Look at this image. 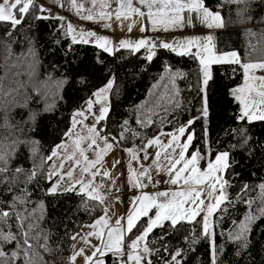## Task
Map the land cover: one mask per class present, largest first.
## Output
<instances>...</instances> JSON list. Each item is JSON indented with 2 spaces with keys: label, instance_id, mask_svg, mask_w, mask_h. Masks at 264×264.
<instances>
[{
  "label": "trees",
  "instance_id": "trees-1",
  "mask_svg": "<svg viewBox=\"0 0 264 264\" xmlns=\"http://www.w3.org/2000/svg\"><path fill=\"white\" fill-rule=\"evenodd\" d=\"M205 6L223 18L225 29L213 35L218 53L235 50L241 62L260 54L264 40V0H205ZM38 7L34 1L29 13L21 17L20 25L0 22V130L5 131L0 134V151L8 155L6 165L0 162V168H7L6 175L0 177L3 181L0 213L7 214L0 215V233L15 237L0 239V250L4 253L0 264H25L22 251L25 238L21 233L27 235V244L32 249L27 254L35 253L36 264H71L74 234L100 217L102 204L87 199L75 189L50 193L53 180L48 179V167L52 159H47L66 139L72 114L82 110L97 90L110 80L114 82L110 114L101 127L110 139L126 132V138L118 143L123 148L138 145L123 126L124 121L140 134L138 139L145 138L141 139L144 142L158 132L186 125L201 115L204 106L197 60L163 48L156 50L151 61L146 60L148 53L144 49L106 54L94 46L71 41L62 27L64 22L51 12L45 15L50 18L38 19ZM169 67L184 74L176 86L193 92L182 95L180 90V100H187V105L165 116L164 108L171 105L161 101L160 107H156L155 102L164 93L163 85L168 83L169 75L165 69ZM211 68L212 79L206 90L208 115L195 119L189 128L195 136L187 154L199 150L212 159L218 152L230 154V167L223 176L228 181L225 185L228 199L210 220L216 233V264H264V214H261L264 192L260 187L264 185V120L249 122L238 118L241 107L231 90L243 82L239 65L217 64ZM157 84L161 87L154 88ZM28 85L40 87L37 92L42 101L33 102L39 98L33 92L30 102L25 101L22 91ZM41 88L45 93L42 94ZM142 103H145L143 107ZM31 106L37 109L33 121L28 122L26 110ZM149 116L154 120L152 125L137 124L138 119L146 120ZM13 122L18 128L16 133L7 130ZM207 159L200 161V168L206 167ZM16 169L21 172L17 174ZM33 170L35 175L30 179ZM248 216L255 219L251 222L247 247H243L241 241L229 239L228 234L238 232ZM146 220L143 218L139 223ZM136 234L133 229L128 240ZM193 234L197 237L194 243L190 239ZM147 241L150 248L158 250L151 256L152 264H164L170 259L163 251L165 246L169 253L183 250L182 264H211L209 241L201 236L199 220L191 224L181 222L175 228L165 223L163 229H154ZM13 253H19L18 257L14 258ZM117 260L116 255L105 256L106 264H120Z\"/></svg>",
  "mask_w": 264,
  "mask_h": 264
},
{
  "label": "snow or ice",
  "instance_id": "snow-or-ice-1",
  "mask_svg": "<svg viewBox=\"0 0 264 264\" xmlns=\"http://www.w3.org/2000/svg\"><path fill=\"white\" fill-rule=\"evenodd\" d=\"M60 7H64L63 0H56ZM85 0H67V6L71 11H74L78 19H83L93 22H104L103 26L108 28L111 24L108 22L115 15L116 19H128L129 14L139 15L141 17H147L150 21L151 31H172L180 30L185 27V24H193V14L199 22L207 29L222 28L223 18L219 12H213L209 7L205 6V0H116L117 7L111 11H105V7H109L108 0H101L102 9L99 12H94L88 9L85 13L84 9ZM88 3L95 4L97 0H87ZM229 2H240V0H229ZM34 6V0H4L3 4H0V22H9L13 26L20 25L21 19L16 18V11L21 16H25L29 13L30 8ZM146 8L147 11L141 9ZM40 12H45L47 9L42 6L39 7ZM188 14L187 16L185 14ZM38 19H48L49 16L40 15ZM57 19L64 21L62 27L66 28V34H71L73 42L89 43L92 38H95V44L106 53L114 54L116 50L128 49L132 52H139L144 49L148 54L145 57L146 60L151 61L157 54V42L151 38H140L137 41H131L128 39L121 40L118 46H113L112 41L107 37L97 35L94 30L78 31L77 28L69 21H66L64 17H56ZM133 25L129 26L131 31ZM142 32L146 31L145 27H142ZM160 47L176 54L180 57H191L198 61L199 74L198 78L201 79L202 99L204 106L201 109V115L195 119L206 118L208 115L207 111V99L206 90L209 81L212 79L211 67L212 65L234 63L239 65L243 69L244 85L243 87H237L231 90V95L239 103L243 105L240 111L239 119H247L249 122L253 118L264 120V75L257 76V71H264V62L260 63H242L238 57L236 51L217 54L215 45L213 43V36L207 35L205 37L195 36L182 40H174L172 42H160ZM195 49V51H193ZM165 71L169 73L167 80L168 83L163 85L164 93L155 102L156 107H160L161 101H167L171 107H165L164 113L167 116L170 111L180 106V89L176 86V81L183 77V73L180 71L173 72L170 67L166 68ZM164 79L163 77L161 78ZM113 84L110 80L107 85L99 89L94 95L96 100H89L87 102V109L89 115L92 113L94 103H99V115L94 116L96 125H99L101 121L106 120V114L110 111L109 107L106 106L107 99L104 96L111 88ZM159 88L161 85L157 84L153 86ZM143 107V106H142ZM151 111V110H150ZM83 123L87 116L84 111L76 112L71 120L73 130L74 126L78 123ZM195 119H190L187 122V126L181 125L174 132L168 133L170 139L167 144H164L161 140L160 133L153 138L146 139L143 147L139 149L128 148L125 151L129 154V160L137 159V152H143L144 158L147 159L146 148L149 146H156L164 151V157L168 161V170L166 174V183L169 185L177 186L175 191H158L155 194H148L142 192L140 195L134 196L131 199V210L126 214V224H122L121 220H117L115 226H110L106 216L97 218L91 225L90 228L94 229L88 233L89 236H96L101 240L99 247L94 246L93 257H89L88 260L91 264H105L101 257L111 252L113 255L120 257L121 264H152L151 256L154 252L158 251L149 247L147 238L154 231V229L165 227V223L168 222L170 228H175L181 221L187 223H193L194 218L204 213L201 221V236L209 241L210 250V261L211 264H216L217 252L215 246V231L214 226H210V217L213 216L215 210L220 208L222 202L228 199L225 194V185L228 181L223 179L222 173H226L229 164V152L223 151L218 152L214 159L210 158L208 153L202 155L199 150H195L190 157L187 156V151L192 145L195 133L190 132L189 128L195 123ZM164 122V118H161V123ZM154 123V120L149 116L148 119H138L137 124L142 127L150 126ZM96 125L89 128L91 136L90 147L97 144V139H101L105 142L106 147L104 151L112 149L114 144L109 143V135H101L97 132ZM123 126L127 128L128 132L131 133L133 138L140 136L139 133L132 130L129 126L128 121L123 122ZM103 131V129L101 130ZM187 133L186 140L181 143V138ZM69 136L72 135L70 131ZM127 133L122 131L118 137H112L114 143H119L121 139L126 138ZM141 139H145L141 137ZM58 147H63L60 145ZM168 150H171L170 152ZM57 156V152L53 151L48 160ZM206 157V169L201 170L200 161ZM161 151L156 153L157 163L160 161ZM7 153L0 151V162L5 165L7 163ZM87 161V157H85ZM98 161H88L89 164L95 165ZM79 166V161H76ZM159 166V165H158ZM179 166V167H178ZM63 167V165L61 166ZM140 172H136L132 167L131 163L128 166V182L132 188L143 189L149 186L143 182L142 178H145L151 183L152 178L147 169H143ZM17 174L21 172V169L15 170ZM87 171V169H85ZM6 166L0 168V177L6 175ZM98 173L93 172L92 176ZM35 175V170L29 174L31 179ZM51 173L48 174V179L51 182ZM59 175V173L57 174ZM73 172L67 173L68 177H72ZM108 175V173H105ZM0 182H3L0 180ZM79 193H82L87 199L103 203V198L95 194V190L91 188L90 182L85 183L80 181ZM261 190L264 192V185H261ZM70 188L69 190H74ZM56 187H52L50 193L56 192ZM220 192V195H216ZM206 194V195H205ZM207 199V203L205 200ZM251 206L252 201H249ZM155 210L154 215L150 213ZM106 213L107 210L104 209ZM261 214H264V209L261 210ZM0 215H7L6 213H0ZM16 215H19L17 213ZM146 217L145 223L140 224L141 218ZM255 217L248 216L245 218V222L239 225V231L236 233L229 232L228 238L234 241H241L243 247H247V237L251 230V222ZM235 223V222H233ZM31 227V226H30ZM99 229V230H96ZM133 229H136V235L129 240L125 245V239L128 235L133 233ZM25 238V245L22 251L25 253V264H36L34 259L35 253L29 256L27 253L32 249L27 244V235L21 233ZM165 237H160L163 240ZM0 239L3 240H14L11 234L3 236L0 233ZM75 239V237H73ZM188 239V238H186ZM191 241L194 243L197 237L193 234ZM127 247V251L125 248ZM164 252L168 253L170 257L164 264H182L183 261V250L176 249L173 252H168L167 246L163 249ZM19 253H13V257H18ZM4 256L2 250H0V257Z\"/></svg>",
  "mask_w": 264,
  "mask_h": 264
},
{
  "label": "crops",
  "instance_id": "crops-1",
  "mask_svg": "<svg viewBox=\"0 0 264 264\" xmlns=\"http://www.w3.org/2000/svg\"><path fill=\"white\" fill-rule=\"evenodd\" d=\"M34 1L36 2L37 6L39 5L40 7L42 6L43 8L47 9V11H45V15H47L48 12H51L52 16L55 18L56 17H64L65 20L71 22L73 24V26L75 28H77L78 31L94 30L97 33V35L105 36L110 41H112L113 46H118L120 41L124 40V39H128L131 41H137L140 38L147 37V38H151V39L152 38L153 39L154 38H159V39L161 38L162 42H172L174 40H182V39H187V38L195 37V36H201V37H205L207 35L213 36L215 32L225 29L224 26L222 28H218V29L217 28L207 29L205 26H203L199 22L198 19L195 18V15L193 14V24L189 25L186 23L185 27L183 29L172 30V31H168V32L151 31L150 21L147 19V17H141L139 15H133L131 13L129 14L128 19H123V17H122L121 19L118 20L115 18V15H113L112 18L110 19V21H108L111 24V27L106 28L103 26L104 22L97 23V22H93V21L78 19L75 12L71 11L68 8L67 0H63L64 7H60L59 4L56 2V0H47V1L34 0ZM108 4H109V7H105L104 8L105 11H111L117 7L116 0H108ZM88 9H91L94 12L101 11V9H102L101 0H97V2L94 5L91 3H88L87 0H85L83 11L86 13ZM141 10L147 11V9L143 8V7ZM185 15L187 16L188 14L186 13ZM130 25H133L131 28V31H129ZM262 26H263L262 27V34H263V39H264V21H263ZM142 27H145L147 30L142 32V30H141ZM64 31L66 34V32H67L66 28ZM67 36L72 41L71 34H67ZM75 43L80 44L81 42H75ZM213 43L215 45V50H216L215 38H213ZM81 44L91 45V46L96 47L99 51H103L101 48L96 46L95 38H92V40L89 43H81ZM120 50H128V49H122L121 48L119 50H116L115 52H117V51L120 52ZM128 51H130V50H128ZM193 51H195V49H193ZM232 51H235V50H230L228 52H232ZM228 52L227 51L226 52H219V53L217 52V54L228 53ZM259 53L260 54L256 55L255 58H250V59L246 60L245 62H243V61L241 62V57H240L239 53H238V57L240 59L241 64L242 63H248V62H251V63L264 62V40L262 41V50ZM108 54H112V53H108ZM224 64L229 65V64H234V63H224ZM257 72H260V71H257ZM112 84L114 86L113 81H112ZM243 85H244V76H243V82H241L239 85H237L234 88L243 87ZM111 90H112V88L108 91V93L109 92L111 93ZM94 96L95 95H93V97ZM235 101L239 104V106L241 108L243 107V105L241 103H239L237 100H235ZM107 107H109V109H110V97H109V104L107 105ZM78 111L79 110L75 111L73 113V115ZM240 111H241V109H240ZM109 114H110V111L106 114V116L108 117ZM86 116H87V119H84L83 123L85 122L87 128H84L82 131L83 123H80L79 120L81 118H78V123L74 126V130H73V126L70 127L71 128L70 130L72 132L71 138L67 134L66 139L61 144V145H63V147L62 148L58 147L57 149H55V151L57 152V156L53 157L52 161L50 163V166L54 163L55 168L53 170H51V172H48V174L49 173L52 174L51 175V178L53 180L52 184H54V182H58L59 177H61L62 175H66L69 171H72L73 177L71 179L70 184L68 185V186H70L69 188H73V186H75L74 189L76 191H78L80 188V183H79L80 181H84L85 183L90 182L91 188L95 190V194L98 195L99 197H102V195H101L100 190H99L98 179H99V177L107 178V180H109L111 193H113L115 197H114V201H113L112 205L107 204L106 200L103 199V203H102L103 209H102V213H101L100 217L106 216L110 226H115L116 221L118 219L121 220L122 224H126V220L122 219V218H125L126 214L131 210V199H132V197L140 195L142 192L148 193V194H155V189H154L153 185L151 183H149V181L145 178H142V179H143L144 183L149 184L148 187L143 188V189H137V188H132L130 186V184L128 182V176H129L128 166H129V163H131V167L136 172H140L142 170L141 166H143V169H147L151 178H152L154 174L162 173V172L166 173V171L168 170V166H169L168 161L164 157L163 149H160L156 146H149L146 148L147 156H148L147 159L144 158L143 152L138 151L137 152V159L130 161L129 160V154L125 150L128 148L139 149V148L144 146L146 141L141 142L138 145L134 144V145H131L129 147L123 148V147H120L118 145V143H114L112 138L111 139L109 138L108 142L113 143L114 146L112 149L104 151V149L106 147L105 142L101 139H97V144L92 146V147L84 148V149L83 148H80V149L77 148V149H75V152L74 151L69 152V150H67L68 142L71 144L73 143V144L77 145V147L80 143H83V145L84 144L87 145L86 143L91 142V139L89 138L91 136V134L89 133V131L86 132V130H89L90 127L94 126L95 124L93 122L96 120L92 116H88V115H86ZM256 120L258 121L260 119H255V118L252 119V121H256ZM102 122L103 121H101L99 125H96V130H97V132H100L101 135H105L103 133V131H101L103 128V127H101ZM184 126H187V124ZM103 130H104V128H103ZM175 130L176 129H174L172 131L158 132L156 135L163 133V135H161L160 138L164 144H167L169 139H170V136L167 134L174 132ZM155 136H152L151 138H153ZM186 136H187V133H185V136L181 138V143H183L186 140ZM69 138H70V141L68 140ZM148 139H150V138H148ZM87 146H89V145H87ZM157 151H161V158H160V161L158 163L155 159ZM168 151L170 152L171 150H168ZM60 153H61V156L59 158ZM187 156L190 157L191 155L187 154ZM85 157H87V161L85 160ZM76 161H79V166H77ZM88 161H98V162L95 165H91L88 163ZM62 165H63V167H61V168L58 167V166H62ZM58 168H60V169H58ZM85 169H87V171H85ZM205 169H206V167L201 168V170H205ZM93 172L98 173L95 176V178H93V176H92ZM58 173H59V175H57ZM105 173H108V175H105ZM221 175L223 177L224 173H222ZM165 190L175 191V190H177V186L169 185L166 183V186L164 187V189L162 191H165ZM216 195H220V192H217ZM97 201L99 202V200H97ZM207 202L208 201L206 199L205 203H207ZM104 209L107 210L106 213L104 212ZM154 213H155V210H153V212L150 213V215H154ZM203 215H204V213H201L200 216L195 217L193 223L196 220H199L201 222ZM212 217H214V216H212ZM212 217H210V220L212 219ZM144 218H146V217H144ZM142 219L143 218H141V220ZM181 222H185V221H181ZM166 223L168 224V222H166ZM87 229H88V232L85 234L86 246L88 243L92 244L96 241H98V244L101 245L100 239L96 238V236H89L88 235V233L91 231H94V229L90 228L89 225H88ZM96 230H99V229H96ZM125 240H126L125 245H127V243L129 242L128 236L126 237ZM93 245L95 246V244H93ZM89 247H91V246H89ZM89 247H88V249H89ZM125 251H127V247L125 248ZM108 253L112 254L111 252H108ZM117 261L120 262V264H121L120 257H118ZM129 264H131V262H129Z\"/></svg>",
  "mask_w": 264,
  "mask_h": 264
},
{
  "label": "rangeland",
  "instance_id": "rangeland-1",
  "mask_svg": "<svg viewBox=\"0 0 264 264\" xmlns=\"http://www.w3.org/2000/svg\"><path fill=\"white\" fill-rule=\"evenodd\" d=\"M42 1H47V0H42ZM3 2H4V0H0V4H3ZM38 11H39V9H38ZM15 15H16V18L17 19H21V15L18 13V10L16 11V13H15ZM40 15H43L42 14V12H40ZM153 39V38H152ZM154 40V39H153ZM159 48H157L156 50H158ZM264 72V71H263ZM263 72H256L255 73V75L257 74V73H263ZM21 75H23L24 73L23 72H21L20 73ZM33 81V80H32ZM180 86H181V84H180ZM179 86V87H180ZM32 85H28L27 86V88H25V90H23L22 92H28V93H22V95H23V98L24 99H26L25 101L28 103V102H30L29 101V98H30V93H32L33 92V95H34V97H39L37 100H35V101H33V102H37V103H39L38 101L40 100V101H42V99H43V97H40V94L37 92V89L38 88H40V87H35V88H32ZM42 89V88H41ZM180 90H181V92H182V95H183V92L184 93H187V94H191L192 92H193V90H191V89H189V91L187 90V89H185V88H183V87H180L179 88ZM43 93H45L44 92V90L42 89V94ZM110 92L108 93H105L104 94V96L106 97V99H107V104H106V106L109 104V97H110ZM207 96V95H206ZM202 98V97H201ZM91 100H93V101H95L96 100V97L94 96ZM202 101H203V99H202ZM146 103V102H145ZM145 103H142L141 104V106H144L145 105ZM203 103H204V101H203ZM187 105V100L186 101H184V100H180V106L179 107H183V106H186ZM32 108H29V110H26V112H27V120H28V122L30 121H33V113L36 111V106H31ZM99 108H100V104L99 103H94V106H93V108H92V113L94 114V115H89L88 114V109H87V107L85 106L82 110H79V111H84L85 112V114L86 115H88V116H92V117H94V116H98L99 115ZM141 108V107H140ZM143 110V109H142ZM72 117H73V114H72V116H71V120H72ZM95 125H96V121H94L93 122ZM6 125V124H5ZM84 128H87V126H86V124H85V122L83 123V128H82V131H83V129ZM16 129H18L17 128V126L14 124V122L12 123V126H11V128L10 129H7V130H13L15 133H16ZM103 129V128H102ZM71 131V130H70ZM89 130H86V132H88ZM3 132H5V131H3ZM1 130H0V134L1 133H3ZM3 137V136H2ZM139 137V136H138ZM138 137H136V138H133L134 139V141H136V142H138L137 144H139V143H141V139H138ZM70 138H71V136H70ZM70 138L68 139L69 141H70ZM133 141V142H134ZM4 142V137L2 138V143ZM87 145H89V146H87V145H83V143H80L79 145H78V147H77V145H75V144H71V143H69L68 142V148H67V150H69V152H71V151H74L75 152V149H80V148H89L90 147V145H91V142H88V143H86ZM60 156H61V153L59 154V158H60ZM66 157V156H65ZM58 167H60L61 168V166H58ZM55 168V164L53 163L51 166L49 165V167H48V172H51V170H53ZM60 168H58V169H60ZM67 173V172H66ZM72 177H73V175H72ZM72 177H68L67 176V174L66 175H62L61 177H59V180H58V182H54V184H52L51 186H50V188H49V190L52 188V187H56V191H57V193H59V192H64V191H70L69 189V187L70 186H68L69 184H70V182H71V179H72ZM78 193H79V191H77ZM87 227H88V225L86 226V225H84L82 228H81V230L79 231V232H76V234H74V237H75V239H73L72 238V244H71V248H70V259H71V264H91V261L90 260H88V258L89 257H93V251H94V245L93 244H95V246L96 247H99L100 245L98 244V241H96V242H94V243H88L87 244V246H86V242H85V234L88 232V229H87ZM87 229V230H86ZM97 238V237H96ZM101 241V240H100ZM125 242H126V240H125ZM93 245V246H92ZM89 246H91V247H89ZM88 247H89V249H88ZM107 254V253H106ZM106 254H104L102 257H101V259H103L104 260V262H105V264H106V261H105V256H106ZM109 254V253H108Z\"/></svg>",
  "mask_w": 264,
  "mask_h": 264
},
{
  "label": "built area",
  "instance_id": "built-area-1",
  "mask_svg": "<svg viewBox=\"0 0 264 264\" xmlns=\"http://www.w3.org/2000/svg\"><path fill=\"white\" fill-rule=\"evenodd\" d=\"M42 14L45 16V12H42ZM154 40L157 42V48L161 50L160 42H162V39L154 38ZM256 75L261 76L263 75V73H257ZM166 174L167 171L166 173L162 172L153 175L151 184L155 189V193L158 191H162L163 186L166 185ZM98 186L103 199L106 200L107 204L112 205L114 201V195H112L113 193H111L109 180H107V178L105 177H99Z\"/></svg>",
  "mask_w": 264,
  "mask_h": 264
},
{
  "label": "bare ground",
  "instance_id": "bare-ground-1",
  "mask_svg": "<svg viewBox=\"0 0 264 264\" xmlns=\"http://www.w3.org/2000/svg\"><path fill=\"white\" fill-rule=\"evenodd\" d=\"M263 75H264V72H263ZM165 186H166V185L163 186L162 190L164 189ZM112 195H114V194H112ZM114 197H115V196H114Z\"/></svg>",
  "mask_w": 264,
  "mask_h": 264
}]
</instances>
